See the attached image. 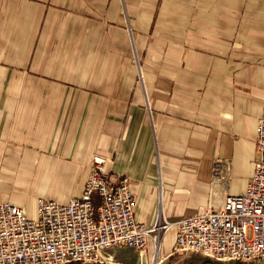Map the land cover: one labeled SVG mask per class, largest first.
Listing matches in <instances>:
<instances>
[{"label": "crops", "instance_id": "obj_1", "mask_svg": "<svg viewBox=\"0 0 264 264\" xmlns=\"http://www.w3.org/2000/svg\"><path fill=\"white\" fill-rule=\"evenodd\" d=\"M262 115L264 0H0V199L28 216L98 154L138 221L179 219L224 197L217 158L243 190Z\"/></svg>", "mask_w": 264, "mask_h": 264}, {"label": "built area", "instance_id": "obj_2", "mask_svg": "<svg viewBox=\"0 0 264 264\" xmlns=\"http://www.w3.org/2000/svg\"><path fill=\"white\" fill-rule=\"evenodd\" d=\"M105 162L102 155L92 157L82 192L67 202L37 198L33 217L0 199V264H110L114 249L131 247L141 254L150 237L156 241L171 228L172 253L264 264V115L257 119L254 169L243 190L228 192L230 163L217 158L210 192L220 183L224 197L176 220L158 208L151 224L138 221L129 176L108 171Z\"/></svg>", "mask_w": 264, "mask_h": 264}, {"label": "rangeland", "instance_id": "obj_3", "mask_svg": "<svg viewBox=\"0 0 264 264\" xmlns=\"http://www.w3.org/2000/svg\"><path fill=\"white\" fill-rule=\"evenodd\" d=\"M170 232L172 233V230ZM163 236L164 235L156 239L159 242L158 250H156L155 247L156 241L152 237L148 239L147 247L141 252V254L139 252L141 250L131 247L114 249V252L112 251L113 263L110 264H234V262L231 261L216 260L195 252H174L168 257H163L160 251V243ZM77 264L104 263L87 262Z\"/></svg>", "mask_w": 264, "mask_h": 264}, {"label": "bare ground", "instance_id": "obj_4", "mask_svg": "<svg viewBox=\"0 0 264 264\" xmlns=\"http://www.w3.org/2000/svg\"><path fill=\"white\" fill-rule=\"evenodd\" d=\"M109 171V170H108ZM163 240V239H162ZM162 243V242H161ZM161 245V244H160ZM155 247H156V250H158V247H159V242L156 240V244H155ZM161 249V248H160ZM148 250V248H147ZM160 261V260H159ZM157 263V262H156Z\"/></svg>", "mask_w": 264, "mask_h": 264}, {"label": "trees", "instance_id": "obj_5", "mask_svg": "<svg viewBox=\"0 0 264 264\" xmlns=\"http://www.w3.org/2000/svg\"><path fill=\"white\" fill-rule=\"evenodd\" d=\"M237 263H239V262H237ZM68 264H77V263L71 262V263H68ZM241 264H242V263H241Z\"/></svg>", "mask_w": 264, "mask_h": 264}, {"label": "flooded vegetation", "instance_id": "obj_6", "mask_svg": "<svg viewBox=\"0 0 264 264\" xmlns=\"http://www.w3.org/2000/svg\"><path fill=\"white\" fill-rule=\"evenodd\" d=\"M234 264H241V263L234 262Z\"/></svg>", "mask_w": 264, "mask_h": 264}]
</instances>
